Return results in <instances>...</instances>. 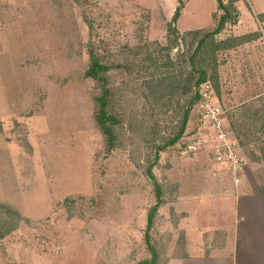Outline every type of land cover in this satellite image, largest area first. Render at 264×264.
I'll return each mask as SVG.
<instances>
[{
	"label": "rangeland",
	"instance_id": "1",
	"mask_svg": "<svg viewBox=\"0 0 264 264\" xmlns=\"http://www.w3.org/2000/svg\"><path fill=\"white\" fill-rule=\"evenodd\" d=\"M181 2L177 18L178 0H83L71 14L82 41L87 40L82 15L91 20L94 49L104 63L135 61L136 49L145 46L156 59L149 73L157 78L176 73L184 31L210 24L211 2ZM51 16L45 0H0V202L30 221L0 241V264H135L148 257L143 229L153 182L145 175L147 163L134 148H120L99 170L102 176L92 172L102 142L90 118L89 88L83 84L76 90L72 65L54 44L58 28ZM176 36V44H169ZM225 53L217 59L221 106L217 101L215 107L221 108L222 128L241 141L248 159L233 174L212 163L209 148L185 152L203 134L197 125L207 110L195 103L183 134L185 147L175 146L168 156L160 153L152 169L164 195L149 235L163 264L185 244L210 250L216 224L233 222V199L224 205L221 197L230 198L248 184L257 195L258 186L264 187V142L258 138H264V61L246 49ZM110 77L119 106L143 103L140 84L123 86L116 72ZM67 196L84 197L82 218L69 217L57 206ZM98 196L101 208L89 202Z\"/></svg>",
	"mask_w": 264,
	"mask_h": 264
},
{
	"label": "trees",
	"instance_id": "2",
	"mask_svg": "<svg viewBox=\"0 0 264 264\" xmlns=\"http://www.w3.org/2000/svg\"><path fill=\"white\" fill-rule=\"evenodd\" d=\"M213 1L216 4V12L212 14L210 25L182 36L184 51L181 55H177L176 73L166 72L153 78L149 71L155 67L156 59L148 55L145 46H139L133 54L137 63L127 58L121 64L104 63V57L98 55L94 49L93 23L85 15H82V19L87 29V40L82 41L71 11L74 6L82 7L83 0H45L52 19L57 21V38L53 32L51 36L55 37L54 44L56 47L60 46L64 59L72 65L69 70L74 85H77L76 90L83 84L87 89L89 88L87 92L90 100V118L93 130L102 142L101 148L93 155L92 172H99L102 167L104 168L113 157V153L120 148L124 150L128 147L134 148L136 155L147 163L145 175L153 182L152 190L150 189L153 202L143 229V244L148 257L135 264H163V259H160V249L154 238L149 235L157 212L163 204L164 191L152 174L160 153L168 156L177 151L175 146L185 147L182 143L183 134L192 114L193 105L200 100L204 85L211 86L220 99L218 56L255 39L254 36H244L238 39L218 40L225 26L236 23L238 19L234 7L237 0H227L226 3L222 0ZM178 3L175 18L181 13V0H178ZM170 30L174 35L176 34L173 27ZM168 41L169 44L175 45L178 38L176 36ZM113 72L123 77V81L125 80L123 86H128L130 83L135 86L140 84L143 88L140 89L142 91L140 97L143 100L140 106L136 103H133L129 109L119 106L118 89L116 85L114 86L115 81L110 77ZM122 82L120 81L121 85ZM120 84L118 85L121 86ZM168 113L172 115L166 118ZM258 138H262L264 142L262 136L259 135ZM179 142L182 145H177ZM239 142L247 160L248 155L241 141ZM99 175L102 176V172H99ZM258 187L264 199V187ZM97 188L101 193L103 187L98 185ZM89 202L93 207L101 208L100 196L91 197ZM83 204V196H67L57 206L69 217L82 218L79 209ZM21 223L30 225V221L23 217L16 207L0 202V241L12 234Z\"/></svg>",
	"mask_w": 264,
	"mask_h": 264
},
{
	"label": "crops",
	"instance_id": "3",
	"mask_svg": "<svg viewBox=\"0 0 264 264\" xmlns=\"http://www.w3.org/2000/svg\"><path fill=\"white\" fill-rule=\"evenodd\" d=\"M222 1L227 2V0ZM206 2H211L213 5L212 14H214L216 12L215 2L213 0H206ZM236 8L238 11L236 23L226 25L218 40L238 39L244 36H254L255 39L232 48L225 54L230 55L241 49H246L250 57L260 58L261 61H264V0H247L246 4L238 1ZM205 28L187 29L184 32ZM257 62L259 63V60ZM262 64L264 65L263 62ZM262 64L260 63V65ZM241 188L240 192L235 190L230 198L221 197L224 205L233 199L234 211L229 223L231 220L233 222L225 226L223 223L216 224L218 231L212 232L211 237H214V241L210 250L205 248L202 252V246L199 244L192 246L185 244L180 253L168 258L164 264H264V202L260 194H255L256 190L251 189L249 184L246 187L241 186ZM222 210L221 213H223ZM217 212L218 210L215 211L216 214ZM218 220L220 221V219ZM207 224L214 226L210 222ZM196 250H198V254H192Z\"/></svg>",
	"mask_w": 264,
	"mask_h": 264
},
{
	"label": "built area",
	"instance_id": "4",
	"mask_svg": "<svg viewBox=\"0 0 264 264\" xmlns=\"http://www.w3.org/2000/svg\"><path fill=\"white\" fill-rule=\"evenodd\" d=\"M217 101L219 103L217 95L208 86H203L200 100L197 102L200 111L207 110L197 125L203 134L197 141L188 145L185 152H204L205 148H209L211 151L208 153L211 154L212 163L235 174L243 170L245 157L240 142L234 137L233 132H226L222 128L223 125L219 120L221 108L218 104V109L215 107Z\"/></svg>",
	"mask_w": 264,
	"mask_h": 264
}]
</instances>
